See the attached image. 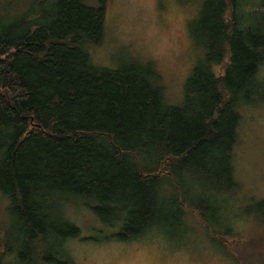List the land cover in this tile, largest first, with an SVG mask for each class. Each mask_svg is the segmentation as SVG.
Wrapping results in <instances>:
<instances>
[{"label": "trees", "instance_id": "16d2710c", "mask_svg": "<svg viewBox=\"0 0 264 264\" xmlns=\"http://www.w3.org/2000/svg\"><path fill=\"white\" fill-rule=\"evenodd\" d=\"M90 1L0 0V264H74L69 195L113 231L93 241L191 232V211L227 250L242 237L229 212L241 110L264 102V0H205L182 105L151 64L93 63L109 0ZM246 212L256 232L240 250L264 264V199Z\"/></svg>", "mask_w": 264, "mask_h": 264}, {"label": "rangeland", "instance_id": "374dc122", "mask_svg": "<svg viewBox=\"0 0 264 264\" xmlns=\"http://www.w3.org/2000/svg\"><path fill=\"white\" fill-rule=\"evenodd\" d=\"M204 2L109 0L106 37L99 47L90 48L93 63L110 69L130 60L151 64L161 76L167 103L182 105L187 79L203 52L201 45L197 46L198 37L195 40L191 36V28L199 25ZM89 3L96 6L97 0ZM23 4L25 0L16 2L17 7ZM259 77L263 78L262 72ZM241 111L243 119L234 150L235 176L241 187L231 200L229 212L231 229L243 238L252 239L256 226L246 209L264 199V102L243 107ZM196 193L201 195L203 191L198 188ZM68 197V217L81 229L80 235L70 239L66 246L74 264H253L254 256L243 257L240 250L241 243H245L242 237L229 240L225 243L228 251L224 250L220 239L191 211L188 212L191 232L183 224L176 233L154 228L157 234L149 233L129 242L93 241L113 231L95 215L94 201ZM182 220L187 223L186 216ZM208 224L212 228L220 225L211 219ZM226 225L230 224L226 222L221 227Z\"/></svg>", "mask_w": 264, "mask_h": 264}]
</instances>
